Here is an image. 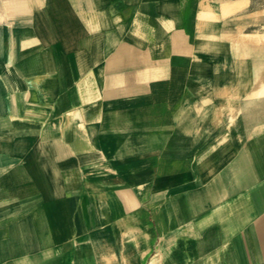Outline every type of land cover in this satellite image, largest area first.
Instances as JSON below:
<instances>
[{"label":"crops","instance_id":"obj_1","mask_svg":"<svg viewBox=\"0 0 264 264\" xmlns=\"http://www.w3.org/2000/svg\"><path fill=\"white\" fill-rule=\"evenodd\" d=\"M262 76L264 0H0V264H264Z\"/></svg>","mask_w":264,"mask_h":264},{"label":"rangeland","instance_id":"obj_2","mask_svg":"<svg viewBox=\"0 0 264 264\" xmlns=\"http://www.w3.org/2000/svg\"><path fill=\"white\" fill-rule=\"evenodd\" d=\"M262 77H264V76H262ZM259 94H264V86H262L261 90L259 91ZM247 121H248V120L245 119V123H247ZM261 122L264 123V117H261V118L259 117V118H258V123H261ZM230 127H231V125H230ZM225 133H226V132H225ZM259 136H260V135H259ZM242 141H243V140H242ZM248 145H249V141H247L246 144H244V148H245L246 146H248ZM243 152H244V153H247V154L249 153L247 150H244ZM200 153H202V151H201ZM240 153H241V152H240ZM240 155H241V154H240ZM241 158H242L243 160L246 159V157L243 156V155L241 156ZM261 185H264V184H262V183H259V184H258V186H261ZM246 193H247V189H244V190L241 191V194H242V195H244V194H246ZM261 215L264 216V212H262Z\"/></svg>","mask_w":264,"mask_h":264},{"label":"bare ground","instance_id":"obj_3","mask_svg":"<svg viewBox=\"0 0 264 264\" xmlns=\"http://www.w3.org/2000/svg\"><path fill=\"white\" fill-rule=\"evenodd\" d=\"M34 2V1H33ZM57 12L59 13L60 11H58V9H57ZM61 14V13H60ZM63 14H65V15H68L69 13L68 12H63Z\"/></svg>","mask_w":264,"mask_h":264}]
</instances>
